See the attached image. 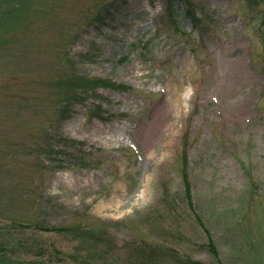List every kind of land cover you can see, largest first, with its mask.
<instances>
[{
  "label": "rangeland",
  "instance_id": "1",
  "mask_svg": "<svg viewBox=\"0 0 264 264\" xmlns=\"http://www.w3.org/2000/svg\"><path fill=\"white\" fill-rule=\"evenodd\" d=\"M166 1L0 0V264H264L260 11Z\"/></svg>",
  "mask_w": 264,
  "mask_h": 264
},
{
  "label": "trees",
  "instance_id": "2",
  "mask_svg": "<svg viewBox=\"0 0 264 264\" xmlns=\"http://www.w3.org/2000/svg\"><path fill=\"white\" fill-rule=\"evenodd\" d=\"M166 2L167 4L165 7V11H168L169 20L173 21L176 25L180 23L181 18L189 19L193 23L202 21L196 16L194 9L190 6V4L192 3V0H167ZM247 3H248L249 8L258 9L260 11L261 16H260L259 35H260V39L262 43V49L264 50V0H247ZM83 80L84 78L82 76H77L76 78H73L71 80L70 84L67 87H65V89L63 90V93L66 94V97L63 100L65 107H67L70 104V102L76 100L78 89H82V87L84 86ZM66 84L67 83L64 81L61 84L62 87L60 85V88H64V85ZM94 84L96 85V87L99 86V84L97 83H94ZM56 147L58 146H55L53 141L48 140V142H45V144L43 145V154L41 155V157L45 156L47 159H50L51 156L56 155L57 152L58 154L63 153L62 151L56 152L55 150ZM42 198H44V196ZM186 200L188 202V206L196 210V206L194 203V192L193 191L191 192L190 186H188V189H187ZM36 201H38L37 198H35L34 200H29L28 203L31 204V206L36 207ZM198 219L200 220V224L203 225L204 229L207 231L208 229L205 223L203 222V219L200 216H198ZM66 229L71 230L72 226L68 225L66 226ZM99 234H105V236L102 238L103 241H101V245L103 246V249L99 251L98 253L99 259L102 261H105L106 252L109 249L115 248L117 245H114V241L106 235L105 231H102ZM208 246H209V251L211 252V254L213 255L215 259V262H213L212 264H227L226 261L222 258L220 251L218 247L214 244L213 240L210 241ZM136 252L144 258L154 259L153 253L148 252L143 247H140ZM136 252L134 253V255L136 256V258H138V256L136 255ZM33 256L41 257V255H38V254L33 255ZM2 257L5 261H9L6 254L2 255ZM0 260L2 259L0 258ZM180 262L181 264H208V263L201 262V261H192V260L186 261L185 259H182ZM33 264H43V263H41L39 260H34Z\"/></svg>",
  "mask_w": 264,
  "mask_h": 264
}]
</instances>
